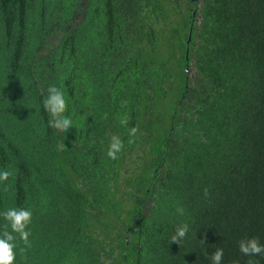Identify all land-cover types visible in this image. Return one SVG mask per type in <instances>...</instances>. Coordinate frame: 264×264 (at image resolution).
I'll use <instances>...</instances> for the list:
<instances>
[{"label":"trees","instance_id":"16d2710c","mask_svg":"<svg viewBox=\"0 0 264 264\" xmlns=\"http://www.w3.org/2000/svg\"><path fill=\"white\" fill-rule=\"evenodd\" d=\"M200 1L0 0V211H33L15 264H264L239 252L264 244V0Z\"/></svg>","mask_w":264,"mask_h":264},{"label":"clouds","instance_id":"9594fccd","mask_svg":"<svg viewBox=\"0 0 264 264\" xmlns=\"http://www.w3.org/2000/svg\"><path fill=\"white\" fill-rule=\"evenodd\" d=\"M70 103L69 98L61 87L55 85L47 89V94L42 101L44 110L50 114L49 127L55 128L60 132L67 133L74 125V120L70 115H65V110ZM121 126L128 124V118L125 117L119 121ZM138 129L133 127L129 135L135 137ZM131 142V141H130ZM124 144L118 136H112L108 146L107 157L111 160L118 159V154L123 151ZM11 172L6 169H0V184L8 181ZM176 212L179 215L184 214V209L178 207ZM33 211L25 207H10L0 211V221H3L4 230L0 231V264H15L16 249L18 242H22L25 247L30 245V236L32 234L31 222ZM10 229V231L8 230ZM189 225L184 223L178 226L175 234L171 237V243L179 244L189 233ZM239 252L248 257H259L264 254V244H261L258 238L244 239L239 242ZM224 251L217 248L211 255V264H223ZM249 264H252L249 261Z\"/></svg>","mask_w":264,"mask_h":264},{"label":"flooded vegetation","instance_id":"af4514ba","mask_svg":"<svg viewBox=\"0 0 264 264\" xmlns=\"http://www.w3.org/2000/svg\"><path fill=\"white\" fill-rule=\"evenodd\" d=\"M181 3H182V0H175L176 7L178 9L180 8ZM195 3H197L196 5H200L201 1L200 0H190L189 5H187V3H186V9H185L186 11L190 10V12L192 13L194 19L196 18V15H197V13H198V11L200 9L199 7L195 6ZM184 7H185V5H184ZM187 7H188V9H187ZM191 39H190V41H191Z\"/></svg>","mask_w":264,"mask_h":264}]
</instances>
